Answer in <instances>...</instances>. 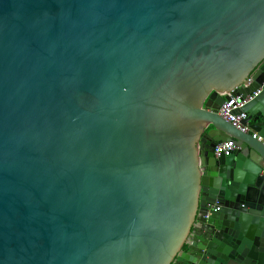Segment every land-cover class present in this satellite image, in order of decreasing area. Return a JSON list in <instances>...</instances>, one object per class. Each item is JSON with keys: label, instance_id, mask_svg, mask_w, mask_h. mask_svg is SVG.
Instances as JSON below:
<instances>
[{"label": "water", "instance_id": "1", "mask_svg": "<svg viewBox=\"0 0 264 264\" xmlns=\"http://www.w3.org/2000/svg\"><path fill=\"white\" fill-rule=\"evenodd\" d=\"M253 133L264 0H0V264H264Z\"/></svg>", "mask_w": 264, "mask_h": 264}, {"label": "built area", "instance_id": "2", "mask_svg": "<svg viewBox=\"0 0 264 264\" xmlns=\"http://www.w3.org/2000/svg\"><path fill=\"white\" fill-rule=\"evenodd\" d=\"M250 79L247 80L249 82ZM250 83V82H249ZM260 90H256L252 94L242 95L237 94L235 91H231L225 94L226 98L223 100L222 104L219 106L217 113L223 117L226 121L230 122L237 129L246 132L249 131V126L247 124H243V121L247 118V115L242 108L245 104L252 101L255 96L258 95ZM253 137L258 141L262 142L264 145V140L261 137H257L256 134L253 133ZM235 149V145L233 141L220 142L214 147V154L219 156L221 154H228L229 152ZM220 205L215 204L211 206L206 214V217L210 214L211 211H219Z\"/></svg>", "mask_w": 264, "mask_h": 264}, {"label": "crops", "instance_id": "3", "mask_svg": "<svg viewBox=\"0 0 264 264\" xmlns=\"http://www.w3.org/2000/svg\"><path fill=\"white\" fill-rule=\"evenodd\" d=\"M251 123V122H250Z\"/></svg>", "mask_w": 264, "mask_h": 264}]
</instances>
